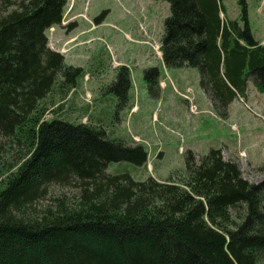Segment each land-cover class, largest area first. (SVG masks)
<instances>
[{
    "label": "trees",
    "instance_id": "trees-1",
    "mask_svg": "<svg viewBox=\"0 0 264 264\" xmlns=\"http://www.w3.org/2000/svg\"><path fill=\"white\" fill-rule=\"evenodd\" d=\"M154 1L170 5L164 66L196 68L219 116L227 118L251 83L264 93V43L252 33L246 0H237L235 20L222 0ZM67 5L0 0V157L7 148L23 153L0 174V264H264V182L248 181L223 147L184 151L183 170L139 181L107 173L112 163L146 166L149 153L110 138L106 110L86 113L87 123L45 119L55 88L65 95L84 75L49 47L47 31L62 24ZM144 80L158 98L159 69H146ZM130 89V70L120 66L110 88L116 114ZM75 181L76 199L31 210L50 185Z\"/></svg>",
    "mask_w": 264,
    "mask_h": 264
},
{
    "label": "rangeland",
    "instance_id": "rangeland-1",
    "mask_svg": "<svg viewBox=\"0 0 264 264\" xmlns=\"http://www.w3.org/2000/svg\"><path fill=\"white\" fill-rule=\"evenodd\" d=\"M222 1L230 19H239L237 0ZM246 2L252 33L263 42L264 0ZM169 15L170 5L163 1L68 0L62 24L47 31L49 47L62 54L67 65L82 68L85 76L65 95L55 88L45 102V119L69 116L77 123H87L91 121L88 115L106 110L111 122L108 136L126 145L142 144L149 153L146 166L112 163L107 169L110 175L129 173L139 181L150 176L163 181L185 168L184 151L202 156L211 148L223 147L224 158L235 160L248 181L264 182V147L248 152L242 146L246 137L242 131L249 126L254 131L252 138L264 137V93L251 83L246 98L235 100L227 118L219 116L200 87L196 68L167 69L163 64L160 47ZM120 66L130 70V102L116 114L119 98L110 88ZM156 67L161 73V93L152 98L144 71ZM132 104L135 108L129 112ZM242 121L249 122L243 129ZM19 155L23 153L7 148L0 157V174L15 166ZM258 160L260 165L251 163ZM81 191L77 181L68 186L50 185L46 197L31 210L41 213L59 201L76 199Z\"/></svg>",
    "mask_w": 264,
    "mask_h": 264
},
{
    "label": "crops",
    "instance_id": "crops-1",
    "mask_svg": "<svg viewBox=\"0 0 264 264\" xmlns=\"http://www.w3.org/2000/svg\"><path fill=\"white\" fill-rule=\"evenodd\" d=\"M263 43H264V41H263ZM208 98V97H207ZM208 101H209V103H210V105H211V102H210V100L208 99ZM235 102V101H234ZM233 102V103H234ZM233 103L229 106V109L232 107V105H233ZM134 105V104H133ZM134 108H135V105H134ZM230 112V111H229ZM202 119H204L203 117H200V120H202ZM233 123H235V122H233ZM237 124V123H236ZM244 124H249V122H246V121H242V122H240V127L243 129L244 128ZM245 135H246V137L244 136V140H243V142H242V146H243V149L245 150V151H251L252 149H254V148H256L257 146H260L261 148L262 147H264V137L262 136V137H258V138H252L251 137V132H254L253 131V128L251 127V126H249L248 128H246V129H243V131H242ZM256 139L258 140L259 139V141H256ZM251 163H257V164H259L260 165V160H258L257 162H251Z\"/></svg>",
    "mask_w": 264,
    "mask_h": 264
}]
</instances>
